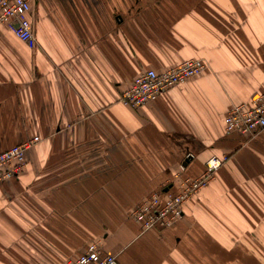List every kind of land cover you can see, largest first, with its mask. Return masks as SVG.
Returning a JSON list of instances; mask_svg holds the SVG:
<instances>
[{"label": "crops", "instance_id": "0c3cea01", "mask_svg": "<svg viewBox=\"0 0 264 264\" xmlns=\"http://www.w3.org/2000/svg\"><path fill=\"white\" fill-rule=\"evenodd\" d=\"M33 48L0 26V152L34 136L0 181V264H68L100 242L119 264H264V133L224 118L264 92V0H31ZM190 59L207 70L138 109L142 72ZM190 155V157H189ZM214 179L169 228L132 210Z\"/></svg>", "mask_w": 264, "mask_h": 264}, {"label": "built area", "instance_id": "2783aa9c", "mask_svg": "<svg viewBox=\"0 0 264 264\" xmlns=\"http://www.w3.org/2000/svg\"><path fill=\"white\" fill-rule=\"evenodd\" d=\"M31 9V0H0V26H9L16 38L33 48L37 45V38L32 30ZM206 70L207 63L202 59H190L166 71L146 70L122 93L120 102L133 109L142 108L156 101L168 89L183 85ZM224 129L227 135L238 133L250 140L260 137L264 133V92L256 96L249 105L233 106L224 118ZM41 141L39 136H34L0 152V181L17 178L26 167L28 152ZM228 160V156L211 157L199 177L183 180L179 193L167 194L166 197L155 194L136 206L130 217L144 231L171 227L183 217V205L206 187ZM68 264L119 262L117 257L104 253L100 242H93L85 253L70 260Z\"/></svg>", "mask_w": 264, "mask_h": 264}]
</instances>
